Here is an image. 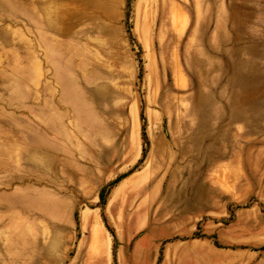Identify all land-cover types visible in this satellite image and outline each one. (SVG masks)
<instances>
[{
  "label": "rangeland",
  "instance_id": "obj_1",
  "mask_svg": "<svg viewBox=\"0 0 264 264\" xmlns=\"http://www.w3.org/2000/svg\"><path fill=\"white\" fill-rule=\"evenodd\" d=\"M68 2L0 0V264H264V0Z\"/></svg>",
  "mask_w": 264,
  "mask_h": 264
},
{
  "label": "crops",
  "instance_id": "obj_2",
  "mask_svg": "<svg viewBox=\"0 0 264 264\" xmlns=\"http://www.w3.org/2000/svg\"><path fill=\"white\" fill-rule=\"evenodd\" d=\"M64 6H65V10H67L66 7H68V10H69V13H71V8H73V11L75 12V15L76 13H78V16L79 17H76L74 18V20H78V19H81L82 17V0H73V2L71 3V0H69L68 3H64ZM65 15H66V12L64 11ZM69 18H71L70 14L68 15ZM70 21V19H69Z\"/></svg>",
  "mask_w": 264,
  "mask_h": 264
}]
</instances>
